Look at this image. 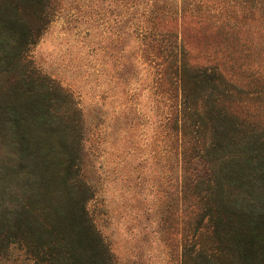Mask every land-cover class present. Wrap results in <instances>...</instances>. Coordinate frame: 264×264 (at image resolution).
<instances>
[{
	"label": "trees",
	"instance_id": "trees-1",
	"mask_svg": "<svg viewBox=\"0 0 264 264\" xmlns=\"http://www.w3.org/2000/svg\"><path fill=\"white\" fill-rule=\"evenodd\" d=\"M210 1L127 4L144 6L136 39L160 68L161 85L180 92L175 127L187 134L206 129L205 140L195 133L184 142V156L194 165L196 187H205L209 234L185 251L183 264H264V102L256 99L262 92L245 91L220 64L191 66L177 26L178 16L197 15L219 30L237 23L234 3L246 21L257 0H215L224 4L219 10ZM56 6L57 0H0V191L2 197L18 188L25 200L15 209L0 204V264H113L89 216L91 189L79 179L81 112L28 60ZM228 30L234 29L225 36ZM229 42L233 54L236 39Z\"/></svg>",
	"mask_w": 264,
	"mask_h": 264
},
{
	"label": "rangeland",
	"instance_id": "rangeland-1",
	"mask_svg": "<svg viewBox=\"0 0 264 264\" xmlns=\"http://www.w3.org/2000/svg\"><path fill=\"white\" fill-rule=\"evenodd\" d=\"M256 2L255 16L246 21L234 3L237 23L219 30L197 22V15L178 16L177 26L191 66L220 64L245 91L260 90L256 99L263 103L264 17ZM208 5L224 8L215 0ZM143 8L127 0H57L28 60L81 112L79 179L91 189L89 216L113 264H183L185 251L209 234L205 187H196L194 165L184 156V142L195 133L205 140L206 129L187 134L175 127L180 92L161 85L160 68L136 39ZM228 27L234 30L225 36ZM235 39L230 54L226 44ZM18 192L14 187L1 197L0 191V204L19 208L25 200Z\"/></svg>",
	"mask_w": 264,
	"mask_h": 264
}]
</instances>
